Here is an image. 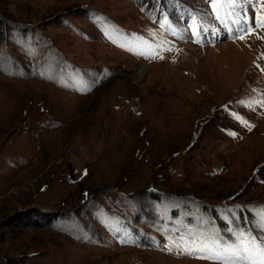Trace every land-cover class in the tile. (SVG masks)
Listing matches in <instances>:
<instances>
[{
	"label": "rangeland",
	"instance_id": "374dc122",
	"mask_svg": "<svg viewBox=\"0 0 264 264\" xmlns=\"http://www.w3.org/2000/svg\"><path fill=\"white\" fill-rule=\"evenodd\" d=\"M210 12L0 0V264H217L176 244L264 241V28Z\"/></svg>",
	"mask_w": 264,
	"mask_h": 264
},
{
	"label": "snow or ice",
	"instance_id": "6c2138e0",
	"mask_svg": "<svg viewBox=\"0 0 264 264\" xmlns=\"http://www.w3.org/2000/svg\"><path fill=\"white\" fill-rule=\"evenodd\" d=\"M207 3L211 9L209 14L213 15L221 25H233L234 32L239 39H244L247 35L252 34L255 28H264V11H259V15L256 14L257 4H261V8L264 9V3H261V0H207ZM249 8L252 9V15H249ZM198 17V13L190 16L193 21L191 27L195 35L200 34L196 31ZM199 18V27L201 30L207 31V27L203 24V18ZM256 67L259 69V65ZM234 118L241 119L235 116ZM241 122L246 124L242 119ZM260 223L264 227V213L261 214ZM258 241H260L258 237L254 238L251 235H246L245 232H239L237 242L229 244L215 232H211L203 239L192 238L186 243L182 238L176 246L186 255L214 260L217 264H264V241ZM168 250L172 251L173 249L170 247Z\"/></svg>",
	"mask_w": 264,
	"mask_h": 264
},
{
	"label": "bare ground",
	"instance_id": "6f19581e",
	"mask_svg": "<svg viewBox=\"0 0 264 264\" xmlns=\"http://www.w3.org/2000/svg\"><path fill=\"white\" fill-rule=\"evenodd\" d=\"M145 69H146V65H143L142 70H141V73H143ZM141 73L138 76L137 80H139L141 78Z\"/></svg>",
	"mask_w": 264,
	"mask_h": 264
}]
</instances>
